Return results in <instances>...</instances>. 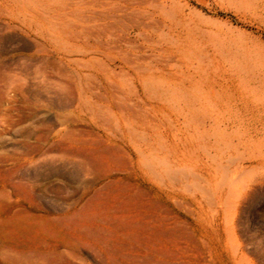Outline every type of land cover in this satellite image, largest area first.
Returning <instances> with one entry per match:
<instances>
[{"label": "rangeland", "instance_id": "obj_1", "mask_svg": "<svg viewBox=\"0 0 264 264\" xmlns=\"http://www.w3.org/2000/svg\"><path fill=\"white\" fill-rule=\"evenodd\" d=\"M0 264H264V0H0Z\"/></svg>", "mask_w": 264, "mask_h": 264}, {"label": "bare ground", "instance_id": "obj_2", "mask_svg": "<svg viewBox=\"0 0 264 264\" xmlns=\"http://www.w3.org/2000/svg\"><path fill=\"white\" fill-rule=\"evenodd\" d=\"M95 13V12H94ZM111 13V12H110ZM106 15V14H105ZM108 15V14H107ZM110 16V15H109ZM109 16H107V17H109ZM113 16V15H112ZM87 18V28H86V30H87V37H88V35H89V38H91L92 39V41H93V39H95V40H98L99 38H102V29H103V25L101 24V23H99L100 22V18L101 17H96L95 15H89L88 17H86ZM107 23V22H106ZM108 24V23H107ZM76 25V24H75ZM74 25V26H75ZM73 26V27H74ZM77 27V26H76ZM110 27V26H109ZM79 28H80V26H79ZM74 29V28H73ZM77 33H79V32H77ZM76 34V33H75ZM76 36V35H75ZM85 37V36H84ZM101 40V39H100ZM91 42V41H90ZM98 42H100V41H98ZM96 48L98 49H101L99 46H96ZM92 50V49H91ZM89 52V51H88ZM95 52H96V50H95ZM93 50L92 51H90L88 54H86V56H90V55H94V53H95ZM100 52H101V50H100ZM102 52H103V50H102ZM101 56V55H100ZM50 64V63H49ZM52 66V65H51ZM50 70H52V69H50ZM56 70V69H55ZM58 71V70H57ZM60 72V71H59ZM61 73V72H60ZM53 76V75H52ZM55 76V75H54ZM100 84V83H99ZM102 85V84H101ZM61 96H62V94H60ZM68 97V96H67ZM61 102H66L65 101V99L63 98V97H61V100H60ZM74 102V101H73ZM67 104V103H66ZM26 121V120H25ZM85 133V132H84ZM42 134V133H41ZM43 135V134H42ZM42 135H40V136H37V139L36 140H38L39 142H40V144H38V145H26L27 147V150H31L30 152H33V151H38V152H40V153H46L47 152V150H49V151H56V150H59V152H61V153H63L64 155V157H67V156H65V155H72V156H74V158H76V156L79 158V157H81L80 159H81V166L83 167V169H81L82 170V173H83V176L84 177H88V176H91L93 179H97L98 181H101L104 177L103 176H105V178L107 177V178H110V177H112L111 175H110V173H106L105 175H103L102 173L101 174H99L100 172L98 171V172H96V171H94L92 168L94 167V165H92L91 166V168L89 167L90 166V160L91 159H89V156H87V154H83V153H80L79 151V154H81L80 156H78V152H75V151H77V147L76 146H78L79 144H78V139H77V137H74L72 134L69 136V137H67V139L65 140V139H58L57 138V140H56V138H55V140L54 141H52V142H48V139H46L47 141L45 142V143H43L45 140H43V138H44V135L42 136ZM47 136V135H46ZM30 138L32 137V136H29ZM83 142H84V139H83ZM45 144V145H42V144ZM84 144V143H83ZM86 144V143H85ZM84 144V145H85ZM48 146V148H46L45 146ZM83 145V146H84ZM76 147V148H75ZM79 147V146H78ZM80 148H82L81 146H80ZM76 149V150H75ZM37 152V153H38ZM71 156V157H72ZM70 157V156H69ZM81 167V168H82ZM151 169V168H150ZM163 173H164V171H163ZM155 172H153V171H151V170H146V169H143V170H141V171H127V175H128V177H133V176H135L136 178H137V180L138 181H140V180H142V183L143 184H153L155 181H156V176H155ZM165 175H166V173H165ZM169 177V176H168ZM121 180H123V179H111V181L110 182H118V181H121ZM96 181V180H95ZM163 181V180H162ZM99 183V182H98ZM167 186V185H166ZM94 195V194H93ZM208 204V203H207ZM210 206V205H209ZM161 225H163V223L161 224ZM50 256V255H49ZM54 257V256H53ZM64 258V257H63ZM62 258V259H63ZM61 259V258H60ZM62 261V260H61ZM60 262V261H59Z\"/></svg>", "mask_w": 264, "mask_h": 264}]
</instances>
